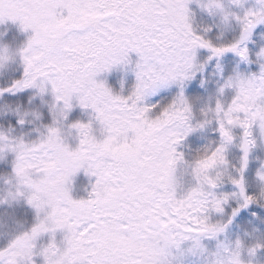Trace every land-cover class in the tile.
I'll list each match as a JSON object with an SVG mask.
<instances>
[{
  "label": "snow or ice",
  "instance_id": "1",
  "mask_svg": "<svg viewBox=\"0 0 264 264\" xmlns=\"http://www.w3.org/2000/svg\"><path fill=\"white\" fill-rule=\"evenodd\" d=\"M193 3L237 34L211 39L209 28L198 31ZM9 22L25 39L16 47L0 43V69L18 61L22 75L0 96L26 89L50 96L51 122L35 128L36 139L0 131V154L14 156L0 204L23 201L35 213L0 247V264H175L186 242L189 251L207 253L204 239L218 240L209 264H249L245 252L264 249V242L218 239L241 208H264V160L257 190L249 191L245 175L264 143V43L249 48L264 25V0L252 7L245 0H0V25ZM198 49L210 53L204 62ZM228 53L238 61L225 74L220 58ZM213 59L216 92L197 112L185 87ZM129 66L135 83L127 94L100 79ZM173 85L170 101H150ZM76 106L90 110L87 122H69ZM16 115L20 125L41 119L38 111ZM209 128L218 138L185 159L184 141ZM232 148L240 153L235 163ZM81 171L94 182L86 198H75ZM185 174L191 182L183 188ZM226 183L234 190L218 191Z\"/></svg>",
  "mask_w": 264,
  "mask_h": 264
},
{
  "label": "trees",
  "instance_id": "2",
  "mask_svg": "<svg viewBox=\"0 0 264 264\" xmlns=\"http://www.w3.org/2000/svg\"><path fill=\"white\" fill-rule=\"evenodd\" d=\"M229 0H225V3H228ZM193 26L198 30L202 31L204 28H209L210 31L207 33L208 37L211 39H216L217 37H221L224 39H231L234 35L237 34L238 30L233 25L231 28L224 29L223 31L218 26L219 18L210 16L206 11L201 9H196L193 11ZM237 61L230 60L228 62L227 68H234L236 66ZM248 68V66L243 65ZM201 75L196 76V78L192 81H189L186 86V95L193 99L195 102V108L198 112L199 108L208 101L209 97L213 96L216 92V80L211 74V70L209 67H205ZM22 75V67L19 62L10 63L4 69L0 70V88L7 87L10 83L20 78ZM201 80L205 83L201 86ZM122 78L120 74L116 73V75L112 76L109 81V86L115 91H121ZM119 86V88H118ZM128 92V90H126ZM174 95L164 96L160 103H167L171 100ZM2 103L7 105V107L12 111L11 113H6L5 115H0V129L11 130L10 133L13 136H24L25 139H36L37 132L35 128L40 124H48L51 122V115L48 111L47 104L51 101L50 96H45L43 100L39 96H35L33 90L26 89L21 92H17L15 94L4 93L2 96ZM19 109L21 111H38L40 113L41 119L39 121H33L31 123L26 122L24 125H20L17 123L18 116L16 115V110ZM81 118H74L73 121L80 120ZM89 118L86 120L88 121ZM208 138L215 140L218 138L217 133L208 132ZM204 144H200L198 141L197 132H194L188 136V138L184 141L181 150L185 154V159H191L197 152V150L203 149ZM256 153H251L249 168L246 171V181L248 184L249 191L257 190V182L255 173L257 168L259 167V162L264 160V150L258 145L254 150ZM239 150L237 148H232L229 151V160L233 163L239 157ZM0 185H2L3 177L8 175L11 170L8 166V159L0 161ZM94 179H88L83 184V196L87 197L88 191H90L91 182ZM233 187L231 184L226 183L224 187ZM236 204L234 201L230 202V206L226 207L225 213L227 218L228 215L231 214V207H235ZM255 213V215H253ZM220 219L222 217L219 215ZM18 219V218H17ZM16 219V220H17ZM15 223V222H13ZM237 228V231L235 229ZM233 234L235 238H241L245 241L246 244L251 245L255 242H264V208L259 205H250L248 208H243L238 217L235 219L232 218V223L228 226L225 233H222L219 236V241L223 242L230 234ZM218 240L215 239L213 242L214 245L209 249L210 252L215 251V243ZM210 244V242H209ZM212 245V244H211ZM207 246V242H206ZM261 254H264V249H258L255 256L259 257ZM182 259V260H181ZM181 261V262H180ZM204 264L206 263L205 256H201L199 252H189L186 251L184 255L179 256L176 260L175 264ZM260 264H264L261 262Z\"/></svg>",
  "mask_w": 264,
  "mask_h": 264
},
{
  "label": "rangeland",
  "instance_id": "3",
  "mask_svg": "<svg viewBox=\"0 0 264 264\" xmlns=\"http://www.w3.org/2000/svg\"><path fill=\"white\" fill-rule=\"evenodd\" d=\"M245 4L249 7L255 6L256 0H245ZM190 8H191L192 12L196 9H200V7L196 3L191 4ZM261 33H264V25H259L257 27V29L254 31L253 42H250V44H249L250 49L255 50L260 44L264 43V40H261V38H260ZM0 34H3V35H0V43H6V44H9L13 47L19 46V44H21L23 42V40L25 39L24 34L21 33L18 30V28L15 25L11 24L10 22L6 25H0ZM209 54L210 53L208 52L207 49H198L197 50V58L200 62H204ZM132 59H133V61H135V54H132ZM230 60H234L236 62V61H238V57H235L233 54L228 53V54H225L224 57L220 58V63L223 66V68L225 69V74H227L231 70L230 68H227L228 62ZM13 63H15V62H13ZM243 65L244 64L240 65L242 71H244V70L257 71L258 70V66L255 64L249 65L248 68L244 67ZM245 66H248V65H245ZM205 67L210 68L211 74L215 78L216 84H217V81L219 80V73L216 69V60L213 59L212 61H208L207 64L205 65ZM117 71L122 78V82L120 83V85H121V87L123 86L124 94H127L126 90H129L133 86V84L135 83V76H134V73L132 71L131 66H129L128 68H115L110 73L102 74L100 79H105L109 85L110 78L112 76L116 75ZM198 75H201V74L197 73V76ZM186 86H187V84H186ZM118 88H119V86H118ZM177 91H178L177 87L175 85H173L168 89L161 90L160 92H158L156 95L150 97L149 99L152 103H156L157 101L160 102L164 96L175 95ZM185 91H186V87H185ZM185 95H186V92H185ZM2 101L3 100L0 97V103ZM11 112L12 111L4 103H2L0 105V115H2V114L5 115L6 113H11ZM74 118H81L80 119L81 121L87 122L86 119L90 118V110H87V111L82 110L81 108L76 106L73 108V110L69 114V122H73ZM0 131L8 132V130H4V129H0ZM208 132H214V131L211 128L206 129L204 131H197L198 141L200 144H204V147L211 141V139L208 138ZM74 135H75V133H74V131H72L71 134L68 136V143L72 146H75V144L77 142L73 138ZM36 137H37V135H36ZM258 145H260L264 150V143L258 141ZM252 153H256V152L253 151ZM2 159L3 160H5V159L9 160L8 166L10 167V170L12 172V161L14 160L13 154L8 153V152H6L4 154H0V161ZM11 172L8 175H6L5 177H3L2 185H0V194H2L6 190L7 185L5 183V180L10 176ZM88 179H90V178L85 176L83 171L78 173L73 178L72 195L75 198L85 197V196H83V184ZM91 179H94V178H91ZM190 182H191V177L188 176L187 174H185L182 178V187L186 188ZM233 190H234L233 187H227V186L224 187V185H222L221 188L218 189V191H221V192H231ZM242 209L243 208H241L240 211ZM240 211L234 217L235 219L238 217ZM34 215H35L34 211L30 207H28L27 204H25L23 201L0 204V247H3L4 245H6V243L11 238V236L13 234H15L17 231H19L21 227H29L34 220ZM212 219L214 221L219 220L220 219L219 214L213 213ZM13 222H15V223H13ZM235 231H237V228L235 229ZM60 238H61L60 234L58 233L57 239L59 240ZM236 239L237 238H235L234 235L231 233L230 236H228L226 239H224L223 242H232V241H235ZM44 241L45 242L47 241V236L44 237ZM214 241H215V239H204L202 241V244L207 249V253H200L201 256H205V258H206L207 262L204 264H209L210 256L208 255V253H211L209 251V249L214 245V243H213ZM206 242H207V246H206ZM209 242H210V244H209ZM217 244H218V241L215 243V248L217 247ZM182 247L184 250L182 252L176 254V260L179 258L180 254L184 255V253L186 251H189L188 249L191 247L190 242H186ZM189 252H191V251H189ZM191 253H193V252H191ZM245 258L249 262V264H260L261 262H264V254H261L259 257L255 256V255L249 257L247 255V253L245 252ZM191 264H194V263L192 262Z\"/></svg>",
  "mask_w": 264,
  "mask_h": 264
}]
</instances>
